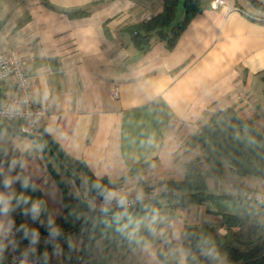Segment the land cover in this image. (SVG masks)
Segmentation results:
<instances>
[{
    "label": "crops",
    "instance_id": "obj_1",
    "mask_svg": "<svg viewBox=\"0 0 264 264\" xmlns=\"http://www.w3.org/2000/svg\"><path fill=\"white\" fill-rule=\"evenodd\" d=\"M213 1L202 0L173 47L155 37L145 48L127 28L162 11L163 0L0 1V53L16 50L27 61L33 104L45 111L38 130L83 162L60 161L21 133L19 122L0 120V199L9 209L0 214V254H7L5 237L16 226L13 213L32 225L50 224L51 231L89 218L95 223L89 237L100 236L88 246L87 264H166L161 253L188 264V225L201 229L202 243L225 264L227 246L264 245L261 206L240 197L247 188L264 191V178L239 175L226 163L218 182L208 179L214 196L204 202L185 205L165 195L168 182L183 180L187 163L204 156L196 134L216 110L235 107L264 130V6L226 0L214 7ZM78 9L87 12L71 13ZM179 12L185 13L184 0ZM17 93L13 77L2 82V98ZM90 175L106 178L104 191L118 196L152 189L160 198L137 212L90 216L78 187L90 186ZM119 220L136 231L129 239L103 234L105 223ZM71 237L57 242L70 250ZM73 239L79 251L85 238ZM65 260L64 254L60 264Z\"/></svg>",
    "mask_w": 264,
    "mask_h": 264
},
{
    "label": "trees",
    "instance_id": "obj_2",
    "mask_svg": "<svg viewBox=\"0 0 264 264\" xmlns=\"http://www.w3.org/2000/svg\"><path fill=\"white\" fill-rule=\"evenodd\" d=\"M178 1L163 0L162 11L147 21L134 23L127 28L133 35L134 43L138 47H149L155 37L166 40L169 47H173L176 44L181 32L203 8L202 0H184L185 16L181 21L175 23ZM253 1L259 7L264 6V3L259 0ZM79 12L87 11L78 9L71 13ZM33 137L42 143L44 148L55 154L60 161L66 164L79 162L83 165L82 161L69 156L50 134L45 133L41 136ZM196 137L202 140L205 154L202 158L187 163L186 176L183 180H171L168 182L165 195L170 199L178 197L183 204L189 205L202 203L213 197L214 194L209 191L208 179L212 177L215 182H218L225 171L226 163L230 165L233 172L239 175H255L264 178V130L255 125L253 119L243 117L235 107L216 110L196 134ZM203 160L209 164L206 170L202 167ZM107 183L108 180L106 178L98 179L90 175V186L93 188L104 190ZM247 190L251 189L247 188L245 192ZM245 192L240 197L247 201ZM158 198H160V195L155 196L147 203L134 208L124 209V211L126 213L140 211ZM88 210L90 216H94V212L89 208ZM115 216H117V219H121L118 215ZM98 217L105 218L108 215L101 214L97 215ZM88 220L89 218L85 221H79L72 229L67 231H51L52 225L50 224L43 226L32 225L25 221L21 214L13 213V223L18 228V243L21 246L26 248V245H34L44 251L48 250V248L63 249L66 257L65 261L67 262L65 264H79L81 256L87 257L88 246L100 236V234H93L89 237L95 223L90 224L85 244L79 251L75 249L74 245H70V249L72 247V251H70L64 244H52L53 242L50 241L40 242L38 239L50 240L56 238L62 240L69 234H72L74 238L82 233L83 227L88 223ZM135 232L129 230L120 220L117 225L107 222L103 226V234H110L123 240L129 239ZM202 237L203 233L198 226H186L184 246L188 250L187 263L225 264L218 254L210 251V247L202 243ZM225 248L228 252L226 257L228 264H264V253L260 254L264 245L254 247L249 251H240L228 246ZM29 251L34 252L33 248ZM40 253V255L46 257L43 254L45 252ZM161 257L166 264H177V259H168L162 253ZM0 261L12 264L8 258V250L7 254H0Z\"/></svg>",
    "mask_w": 264,
    "mask_h": 264
},
{
    "label": "built area",
    "instance_id": "obj_3",
    "mask_svg": "<svg viewBox=\"0 0 264 264\" xmlns=\"http://www.w3.org/2000/svg\"><path fill=\"white\" fill-rule=\"evenodd\" d=\"M227 5L226 0H214L213 6L220 7ZM27 61L16 50H9L0 53V120L7 119L19 122V131L29 136H40L41 132L37 124L43 118L45 111L35 106L32 101L31 84L32 78L26 69ZM13 77L16 82L18 93L15 96L2 98V82ZM118 88L114 89V95L118 96ZM79 192L84 204L94 212V216L105 214L112 215L114 211L134 208L147 203L155 197V192L149 189L143 193L118 196L111 192L96 189L78 183ZM4 192L0 184V194ZM245 199L261 206V219L264 224V191L251 189L245 192ZM91 221L82 230V235L87 238ZM8 250V258L12 264H55L51 259L40 254L29 251L18 243V228L12 226L5 237ZM86 260L80 257L79 264H85Z\"/></svg>",
    "mask_w": 264,
    "mask_h": 264
},
{
    "label": "rangeland",
    "instance_id": "obj_4",
    "mask_svg": "<svg viewBox=\"0 0 264 264\" xmlns=\"http://www.w3.org/2000/svg\"><path fill=\"white\" fill-rule=\"evenodd\" d=\"M0 1H2V0H0ZM7 1V0H6ZM8 2H12V0H8ZM13 2H15V1H13ZM181 4H182V1L180 2V6H181ZM179 5H178V8H179ZM0 8H1V6H0ZM179 10V9H178ZM185 14V13H184ZM181 15V13L179 12L178 14H177V16H176V19H175V23L176 22H178V21H181L183 18H184V16L185 15ZM83 234V233H82ZM56 238H52V239H50L49 241L50 242H53L52 244H58L57 243V241H58V239L57 240H55ZM54 240V241H53ZM72 240V241H71ZM70 245H74L75 246V244H74V240H73V235H72V237H71V239H70ZM33 247H35L34 245H32V248ZM35 249V248H34ZM37 252H45L46 254H48V255H50L51 257H52V261H54V262H56L57 264L59 263H62L63 262V260H64V250L63 249H59V248H48V250H46V251H44V250H42L41 248H39L38 247V249L36 250ZM70 251H72V247H71V249H70ZM85 260H86V258H85ZM87 261V260H86ZM0 264H6V263H4V262H2V261H0ZM85 264H87V263H85ZM139 264V263H138Z\"/></svg>",
    "mask_w": 264,
    "mask_h": 264
},
{
    "label": "clouds",
    "instance_id": "obj_5",
    "mask_svg": "<svg viewBox=\"0 0 264 264\" xmlns=\"http://www.w3.org/2000/svg\"><path fill=\"white\" fill-rule=\"evenodd\" d=\"M5 186H7V184ZM22 187H28V185L24 184V185H22ZM33 190H35V189H33ZM4 204H5V202L3 201V199H0V214H6L9 211V209L7 207H5ZM37 212H38L37 207L35 205H33L32 212H31L33 219H36V213Z\"/></svg>",
    "mask_w": 264,
    "mask_h": 264
}]
</instances>
